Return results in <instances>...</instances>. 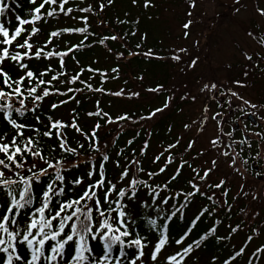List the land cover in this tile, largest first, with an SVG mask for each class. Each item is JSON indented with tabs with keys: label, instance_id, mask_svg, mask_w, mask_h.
Segmentation results:
<instances>
[{
	"label": "snow or ice",
	"instance_id": "6c2138e0",
	"mask_svg": "<svg viewBox=\"0 0 264 264\" xmlns=\"http://www.w3.org/2000/svg\"><path fill=\"white\" fill-rule=\"evenodd\" d=\"M70 2L71 0H28L32 7L28 18H22L15 14L16 9L21 7L17 0H0V123L5 129L0 133V264H187L192 253L206 246L209 238L222 243L241 229L240 224L234 227L229 225L227 235H218V227L222 223L218 217L226 205L229 211L232 206L226 199L228 191L224 190L227 181L221 179L218 183H209L210 174L218 168L217 160L211 161V167L205 169L201 166L199 170L189 161L208 155L214 150L222 157H231L230 166L235 168L239 152L232 145L244 144L246 141L227 143L224 137L231 139L232 133H225L218 123L217 135L209 139L208 150L197 152L196 157H180L176 163L178 158L174 150L181 144L184 135L193 127H197L201 135L206 129L209 117L208 108L205 107L198 121L185 123V133L153 156V165L161 160L163 164L156 170L148 171L143 166L142 158L147 156L149 139L143 140L139 150L131 149V155L123 149L113 155L109 153V147L116 141L101 143L99 131L105 125H117L119 135L125 124H148L154 121L171 108L176 99L174 92L164 98L161 106L153 107L146 115L139 117L130 110L112 115L104 111L100 101L96 100L95 110L85 113L86 117L95 119L88 129L81 126L80 115L75 108L72 109L71 119L68 121L57 119L53 115L42 116L44 102L54 96L67 98L50 103L49 108L52 111L69 102L79 104L76 94L83 95L85 91L129 100L139 98L142 91L154 95L166 91L163 84L140 90L122 87L112 91L103 86L93 87L91 80L94 77L98 76L101 82L117 80L120 78L121 69L119 65L110 70H101L91 65L80 66L75 53L81 48L89 47L84 42L89 41L90 37H96V33L89 31L91 25L88 15L72 16L74 9L67 6ZM131 2L133 6L138 5V0ZM241 2L242 0H235L237 12ZM112 4L114 0H106V3L100 0L98 11L103 12L106 6ZM187 4L190 10L186 11V21L181 26L182 37L185 39L191 37V29L196 23L193 10L197 8V0H187ZM143 7L147 9L154 7V4L151 0H144ZM75 11L87 14L95 13L97 9L89 4L87 7H77ZM256 12L262 23L258 29L247 31V36L257 42L261 51L254 50L249 53L241 50L243 58L251 65L243 73L245 78L249 71L260 69L261 62H264V34H256L264 33V8L257 6ZM9 13L15 14L14 27L11 26L12 21L7 19ZM61 14L81 21L82 26L57 28L47 34L43 46L34 43L33 37L42 31L37 26L38 23H46L48 18H56ZM117 22L130 23L119 18ZM100 23L106 22L101 20ZM131 23L138 24L139 20ZM26 25L31 27L27 28ZM137 31L138 29L131 30L123 36L104 35L95 42L97 45L106 46L108 41L125 40L128 35L135 37ZM65 34H80L82 39L69 43L63 51L46 50L55 42L53 38L63 37ZM146 40L145 32L135 45V51L127 49L126 45L125 51L114 52L111 47H106V51L117 61L125 59L127 54L129 57L142 56L147 60L168 59L177 64L183 63L185 56L189 54L187 47L172 49L167 57L161 56L150 47L141 51ZM69 54H73L71 58L79 67V71L71 75L65 71V58ZM193 54L195 58H189L186 64L188 68L198 66L199 54L194 49ZM56 57L59 60L57 68L54 69L51 62ZM34 59L47 60V63L42 70L33 69L31 62ZM260 71L264 73V69ZM85 72L91 74L87 80L82 79ZM136 79L143 81L144 77L141 75ZM77 83L83 87L71 86ZM233 83L238 88L247 87L241 80ZM58 85H63L66 90L62 91ZM199 94L209 98L216 94L227 95L229 104L235 98L241 100L245 106L250 105L253 109L258 107L245 100L229 85L219 82H202ZM180 98L195 102L197 97L192 95ZM29 114L32 116L31 122L27 120ZM219 116L220 113H215L211 119L215 121ZM69 129L78 133L83 142L77 141L73 146ZM168 132L171 134V126ZM140 135V132H136L126 144L133 145L136 137ZM151 135V132H146L147 137ZM198 139L199 136H196L187 142L186 154L194 148ZM174 163L176 166L168 178L157 183L155 178L164 174ZM109 164L117 170L115 175H109ZM81 167L84 168L82 173L71 175L73 170L79 171ZM185 167L192 174L186 181L187 188L174 189L173 185ZM70 175L71 179L68 178ZM243 195L247 196L248 193ZM197 196L205 198L209 204L202 205L192 218H188L186 209L190 208ZM59 197H63V200H59ZM255 198L254 196L253 199ZM141 209L148 210L147 222L153 230L151 238L135 231L134 226ZM153 214L157 219L151 218ZM179 219H184L187 223L178 237L173 239L171 223ZM204 219L211 221L209 227L193 239L192 233ZM252 232L258 234L259 229L253 228ZM253 238L249 235L247 241H252ZM93 241L102 246L101 254L94 253ZM173 245L178 247L169 253L167 249ZM20 247L25 248L26 254H21ZM246 247L247 243L224 259L222 264H233L245 255ZM69 248L73 251L70 259L66 260V249ZM146 248L149 249L147 255ZM128 250H132L131 255ZM252 255L258 259L264 255V244L258 246ZM218 259L213 256V264ZM247 264H252V261L248 260Z\"/></svg>",
	"mask_w": 264,
	"mask_h": 264
},
{
	"label": "trees",
	"instance_id": "16d2710c",
	"mask_svg": "<svg viewBox=\"0 0 264 264\" xmlns=\"http://www.w3.org/2000/svg\"><path fill=\"white\" fill-rule=\"evenodd\" d=\"M180 0H171L166 2V0H151L152 4H154V7H149L145 9L143 7L144 0H138V5L133 6L131 0H114V4L111 6H106L105 10L103 12L98 11V4L100 3V0H71L70 4L67 6L73 7L74 12L72 13V16H82V15H88L89 16V23L91 27L89 28L90 32L96 33V37H90L89 41H85L84 43L86 45H89V47L81 48L79 52L75 53V58L79 60L80 66L87 67L88 65H91L92 67L100 68L101 70H110L112 67H116L119 65L121 71H120V78L117 80H111L109 79L106 82H101L99 80V77H94L91 80V83L93 84V87H99L103 86L108 90H118L119 88L126 87L130 90H140L142 88H148V87H154L157 84H163L165 86L166 91L161 94H149L147 92L142 91L141 96L139 98H133L131 100L129 99H121V98H114L108 95H102L99 93L93 94L85 91L83 95L76 94L78 99L80 100V103H74L69 102L67 105L61 106L58 110L52 111L49 108L50 103L58 102L60 99H66V96L61 97H52L50 99H47L44 102V111L42 112V116L47 115H53L57 119H62L64 121H68L71 119L72 115V109L75 108L78 110L80 115V123L81 126L88 129L90 126L95 122L94 118H89L85 116V113L88 111L95 110V101L99 100L101 107L104 109V111L109 112L110 114L114 115L116 113H122L125 110H130L132 113L136 114V117H139L140 115H146L147 111L150 110L153 107L161 106L162 101L167 95L172 94L171 87L175 85V82H173V65L174 61H169L168 59L164 60H147L142 56H133L129 57L125 56V59L117 61V59L108 53L106 51V47H111L114 52H120L125 51V45L127 49L135 51V45L140 41V36L143 33H147V40L144 42L141 51L147 50V48H152L155 52L159 53L161 56L167 57L171 50L173 49V45L170 44V37L171 33L169 32L168 28H158L155 26V20L157 17V14L160 12L161 8V15L163 17L162 10L168 9L166 4L170 3L171 5H176ZM7 2V0H6ZM17 2L21 5L20 8L16 9L15 14H19L22 18H28V14L31 10L32 5L28 3V0H17ZM106 3V0H104ZM89 4H92L94 8L97 9L95 13H80L75 11L77 7H87ZM264 8V6H259ZM128 14L127 16L125 14ZM15 14L9 13L7 19H10L12 21V27L15 26ZM117 18L120 20H128L130 21L129 24H119L117 22ZM167 18V17H166ZM6 19V23H7ZM103 20L106 23L101 24L100 21ZM139 20L138 24L131 23L132 21ZM38 27H41L42 31L35 37H33V42L38 44L39 46H43L44 42L47 39V34L55 30L57 28L62 27H79L82 26V22L77 19H71L70 17H65L63 14H61L59 17L56 18H48L46 23H38ZM156 30L154 29V27ZM25 27L30 28V25H26ZM137 35L135 37L128 35L125 40H117V41H108L105 45H97L96 39L98 37L104 36V35H118L123 36L125 33H129L131 30H136ZM253 29H247V31H251ZM167 33V35H166ZM257 35L264 34V33H256ZM54 43L46 50H65L66 47L69 45V43H76L80 39H82V36L80 34H65L63 37L59 38H53ZM261 50V49H260ZM73 54H69V57H66L67 67L65 71L69 73V75L74 74L79 71V67L77 64L73 61L71 58ZM59 58H53L51 62L52 68H57ZM93 61H98V63H93ZM47 63V60H33L31 62V66L33 69H43L44 65ZM246 68H251L250 62L248 61H241L236 62L233 64L232 72H230V76L228 78L229 82H234L235 80H241L244 84L247 85V87H244L245 89L249 90L251 93H253L255 101L254 104H256L258 107L253 109L255 116L258 120V123L255 127V131H258L261 133L264 137V130H260V124H262V128L264 129V73L260 71V69H264V62H261L260 69H253L249 71V75L247 78L244 77L243 73L246 70ZM55 74V73H53ZM90 73L85 72L82 75V79L87 80L90 76ZM143 76V81H139L136 78L138 76ZM125 81H127V85H125ZM72 87H83L79 83L75 85H71ZM58 87L61 88L62 91H65L63 85H58ZM71 95V94H70ZM154 97H153V96ZM178 100V98H176ZM182 100V99H180ZM178 107H179V101L178 103L176 101L173 102L170 109L166 110L162 115H159L154 122H149L148 124H144L141 122L137 125H129L125 124L122 128V131L117 135V125H105L102 127L99 131V139L101 143H106L109 140H115L116 142L109 147V153L115 154V152L123 149L128 155H131V149L135 148L139 150L141 147L143 140L145 138L150 140V147H153L155 144V141H159V145L157 148H162V145L167 146V144L170 142V139H175L177 136H175L178 132V129L180 125L177 122L176 116L178 117ZM23 120L24 118H20ZM27 120L29 122L32 121V116L29 114L27 116ZM102 124L104 123L103 120L100 121ZM150 125V126H149ZM169 126L172 127L171 134L168 132ZM43 130V129H41ZM5 131L4 126L2 123H0V133ZM177 131V132H175ZM136 132H140L141 135L139 137H136L133 145H127L126 141L129 139H132V137L135 135ZM146 132H151L152 135L150 137L146 136ZM27 134V133H26ZM69 136L72 140L73 146L76 144L77 141L83 142V139L79 136L78 133H74L71 129H69ZM170 136V137H169ZM254 141V140H252ZM252 141L245 143L244 148H239L238 152L240 153V156L245 159L248 158V155L252 154L254 150L252 148H256L257 142L252 143ZM248 144V145H247ZM250 147L249 150L245 147ZM246 145V146H245ZM163 147V148H164ZM162 148V150H163ZM241 149H243L241 151ZM103 150V149H102ZM256 151V150H255ZM143 166L146 170L152 171L156 170L157 167H152V162L149 160V149L147 151V156L142 158ZM84 171V168L81 167L79 171L73 170L71 175H79ZM108 171L109 175H115L116 169L112 168V165H108ZM71 175L68 177L71 179ZM143 178V177H141ZM168 177L158 181L157 177L155 178L157 183H162L165 181ZM176 184L180 185V187L186 186L185 181L181 179V177L175 182ZM59 200H63V197H59ZM201 201V202H200ZM200 202V207L202 205H208L209 202L200 196H197L195 201L191 204L190 208L186 209L192 210L193 207L197 205V203ZM175 203V201H173ZM228 204L231 205L230 202ZM232 206V205H231ZM241 209L233 208L231 207V210L229 211L227 209V205L225 206V210L222 211L219 215V219L222 221V225L224 224L225 219L236 216L240 213ZM27 211V210H25ZM148 210L141 209L140 214L137 216L136 225L134 226L135 231L139 232L142 235L149 236L151 238L152 236V228L148 224ZM241 221L236 220L234 221L233 226L236 224H239ZM159 222V221H158ZM171 223V222H169ZM187 223L184 219L176 220L175 223H171V234L172 238L175 239L178 237V235L184 230V226ZM211 221L208 219H204L202 222L199 223L198 227L204 226V229L206 230ZM231 225V226H232ZM241 225V224H240ZM198 227L194 230L192 233V238H196L194 236L195 231L198 229ZM226 227L224 226V230ZM218 230H223V227L221 225L218 227ZM191 242V241H188ZM93 248L94 253L96 255H99L102 253V246L97 242L93 241ZM211 241L208 239L206 242V246H202L200 250L202 249H210L211 245H209ZM223 243H213V245H218ZM178 246H171L168 247L167 250H170V252L173 251L174 248ZM216 247V246H215ZM211 248L210 253L213 254V256H216L219 254V252L216 250V248ZM19 251L22 255L26 254V250L23 247H20ZM73 249L69 248L66 249L65 259H70V256L72 254ZM129 255L132 254V250H128ZM196 251V250H195ZM195 251L192 253L190 258L187 261V264H195L196 262H199L197 259V255ZM146 255L149 252V249H145ZM220 255V254H219ZM221 258L218 259L220 261ZM43 264V262H42ZM205 264H213V261H207Z\"/></svg>",
	"mask_w": 264,
	"mask_h": 264
},
{
	"label": "rangeland",
	"instance_id": "374dc122",
	"mask_svg": "<svg viewBox=\"0 0 264 264\" xmlns=\"http://www.w3.org/2000/svg\"><path fill=\"white\" fill-rule=\"evenodd\" d=\"M168 1L171 0H166V2ZM262 5L264 6V0H242L239 5L240 10L237 12L235 0H197V8L193 10L196 23L195 26L192 27L191 37L188 39L182 37L181 27L182 23L186 21V11L190 10L188 9L187 0H180L176 5H171L170 3L166 4L165 6H167L168 9H166V11L162 10L163 17L160 16V8V12L157 14L156 19H154L155 26L158 28H168L171 33L169 42L173 45V49L179 47H187L189 49V54L185 56L183 63H172L174 65L171 74L175 85L171 87V92L175 93L176 98L177 96L179 98L181 96L192 95H195L197 98L195 102L191 99L183 101L180 99L174 100L177 103L179 101L178 118H182L184 124H192L200 119L202 110L205 107L208 108L207 115L209 119L203 134L201 135L199 133L197 127H193L190 132L184 135L183 141L178 146L179 152L184 153V159H188L189 156L196 157L197 152L209 149V139L217 135L218 123L223 127L225 133H232L235 121L238 120V122H240L239 116L241 114L245 113V111L254 113L253 108H251L250 105H243L241 100L232 98L231 104H229V97L227 95L216 94L213 98H209L207 95L199 94V89L202 82H219L229 85L245 100L254 104L255 98L253 93L244 87H236L234 83L228 81V78L230 72L234 71L232 70L233 64L245 61L242 55V49L249 51V53L254 50L261 51L257 42L247 36V29L259 28L262 21L256 12V7ZM154 29L156 30L155 27ZM193 49L195 53L199 54L198 66L195 68H188L186 64L189 58H195ZM229 65H231V67H229ZM181 69H183V71H181ZM215 113H220V116L214 121L211 117ZM243 123L244 122L240 125L241 133L255 137V133L247 129ZM184 133L185 129L182 127L180 133L177 132L175 136H181ZM196 136H199L197 143L194 148L186 154L185 147L187 142ZM258 137L261 138L260 136ZM224 139L227 143L240 140L235 138L233 133L231 139L227 136H225ZM170 142H174V139H170ZM158 145L159 141H155L154 146L149 147L150 162L153 156L162 151V148L165 146L162 145V148H157ZM258 145L259 158L263 159L264 140ZM232 147L237 152L238 143L233 144ZM179 158L178 156L177 160H179ZM213 159L217 160L218 168L210 174L209 183H218L221 179L227 181L226 188L224 189L228 191L226 199L231 203L234 209H242L241 213L243 215L237 214L234 219H242V225L244 226H241L238 232L234 233L228 240L222 242L223 244H219V246L215 245V247L213 243L221 242L216 241L214 238H209L211 241L209 244L211 245L210 249L215 247L220 254H218L217 257L223 260L247 243L245 255L239 257L233 264H244L243 261L247 264L248 260H251L252 264H262L264 255H261L258 259L256 256H253L252 253L258 246L264 244V179H257L254 173H250L249 166H246V163L239 155L236 158L237 162L235 168L230 166L231 157H222L214 150L210 151L208 155L198 157L194 161L190 160V162L199 170L201 166L205 169L211 167V161ZM178 162L179 161H176V163ZM162 163L163 161H160L158 163L159 166H161ZM176 163H174L172 167H169L164 174L159 175L157 180L160 181L168 177L171 171L174 170ZM156 166L157 165H155V167ZM152 167H154V165H152ZM235 169H239V171ZM191 175L190 169L185 167L180 177L186 183ZM173 188L178 189L180 185L175 183ZM183 188H187V183ZM243 191H246L248 195H243V193H245ZM254 196L256 197L255 199H253ZM196 213L197 210L186 211L188 218H192ZM151 218L157 219L155 214H153ZM232 224H234L232 217L231 219H225L224 224H221L223 230H218V235H227L229 231L228 226ZM224 226L226 227L225 230ZM204 227L205 225L198 227L194 236L197 237L201 234L205 230ZM253 228L259 229L258 234L252 232ZM249 235L254 237L252 241H247ZM210 249L196 250L195 253L199 262L195 264H205V262L212 260L213 254L210 253ZM169 251L170 250H168V252ZM256 259L257 262H255ZM221 260H217L216 262H221Z\"/></svg>",
	"mask_w": 264,
	"mask_h": 264
},
{
	"label": "water",
	"instance_id": "95a60500",
	"mask_svg": "<svg viewBox=\"0 0 264 264\" xmlns=\"http://www.w3.org/2000/svg\"><path fill=\"white\" fill-rule=\"evenodd\" d=\"M248 119H250V120H253L254 121V119H253V117H252V115L249 113L248 114ZM256 168V167H255ZM257 169V168H256Z\"/></svg>",
	"mask_w": 264,
	"mask_h": 264
},
{
	"label": "flooded vegetation",
	"instance_id": "af4514ba",
	"mask_svg": "<svg viewBox=\"0 0 264 264\" xmlns=\"http://www.w3.org/2000/svg\"><path fill=\"white\" fill-rule=\"evenodd\" d=\"M258 173L260 174V173H262V171H259ZM256 174H257V172H255V175H256Z\"/></svg>",
	"mask_w": 264,
	"mask_h": 264
}]
</instances>
